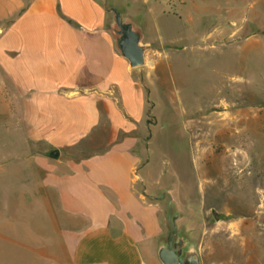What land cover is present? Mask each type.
Segmentation results:
<instances>
[{"label":"crops","instance_id":"crops-1","mask_svg":"<svg viewBox=\"0 0 264 264\" xmlns=\"http://www.w3.org/2000/svg\"><path fill=\"white\" fill-rule=\"evenodd\" d=\"M107 7L130 18L110 0H0V181L13 176L28 206L32 193L42 203L40 264H160L163 193L186 236L183 200L141 173L144 82L174 40L141 27L145 59L156 61L132 69L114 48Z\"/></svg>","mask_w":264,"mask_h":264},{"label":"rangeland","instance_id":"rangeland-1","mask_svg":"<svg viewBox=\"0 0 264 264\" xmlns=\"http://www.w3.org/2000/svg\"><path fill=\"white\" fill-rule=\"evenodd\" d=\"M110 1L174 40L144 82L151 125L141 173L183 200L203 264H264V0ZM7 180L0 264H40L42 203L32 193L28 206L25 184Z\"/></svg>","mask_w":264,"mask_h":264},{"label":"water","instance_id":"water-1","mask_svg":"<svg viewBox=\"0 0 264 264\" xmlns=\"http://www.w3.org/2000/svg\"><path fill=\"white\" fill-rule=\"evenodd\" d=\"M106 10L111 15L108 32L116 52L128 62L130 68L144 66L147 46L143 43L141 26L114 7H107ZM57 153L52 152L50 157L56 158ZM165 197L168 198L167 210L164 212L168 229L165 239L158 245V261L160 264H201L197 243L191 242L178 228L179 214L173 211L170 196L163 193L158 199Z\"/></svg>","mask_w":264,"mask_h":264},{"label":"bare ground","instance_id":"bare-ground-1","mask_svg":"<svg viewBox=\"0 0 264 264\" xmlns=\"http://www.w3.org/2000/svg\"><path fill=\"white\" fill-rule=\"evenodd\" d=\"M221 116H225V114L222 113ZM229 119H230V118H229Z\"/></svg>","mask_w":264,"mask_h":264}]
</instances>
